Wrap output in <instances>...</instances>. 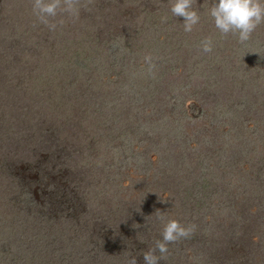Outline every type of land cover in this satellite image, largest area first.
<instances>
[{"label":"rangeland","instance_id":"1","mask_svg":"<svg viewBox=\"0 0 264 264\" xmlns=\"http://www.w3.org/2000/svg\"><path fill=\"white\" fill-rule=\"evenodd\" d=\"M213 2L186 33L172 0L54 31L0 0V264H144L161 216L193 227L161 264H264V25L222 37Z\"/></svg>","mask_w":264,"mask_h":264},{"label":"clouds","instance_id":"2","mask_svg":"<svg viewBox=\"0 0 264 264\" xmlns=\"http://www.w3.org/2000/svg\"><path fill=\"white\" fill-rule=\"evenodd\" d=\"M193 3L194 0H172L171 4L172 15L184 18L183 29L186 33L192 32L201 21V14L193 8ZM60 9L73 18L79 16L76 0H33L34 14L53 31L57 25L50 23L49 18L56 17ZM207 15L222 37L235 35L241 45H246L257 28L264 25V0H214L212 7L207 10ZM162 20L166 21L167 17H162ZM200 47L203 53H212L215 42L210 37L205 38ZM146 60L150 61L151 58L146 57ZM160 219L164 222L162 239L143 253L144 264H161V261H166L169 245L192 234V226H185L176 219L165 222L163 216ZM126 264H138V260L135 256H130Z\"/></svg>","mask_w":264,"mask_h":264}]
</instances>
